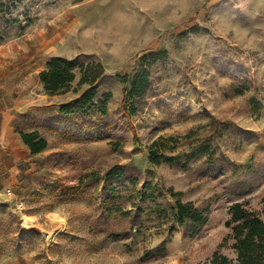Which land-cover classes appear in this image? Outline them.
Returning <instances> with one entry per match:
<instances>
[{
  "label": "rangeland",
  "instance_id": "rangeland-1",
  "mask_svg": "<svg viewBox=\"0 0 264 264\" xmlns=\"http://www.w3.org/2000/svg\"><path fill=\"white\" fill-rule=\"evenodd\" d=\"M0 28V109L47 140L1 176L0 264L235 258L229 207L264 199V0H0ZM56 55L102 63L104 113L60 111L89 86L47 94Z\"/></svg>",
  "mask_w": 264,
  "mask_h": 264
},
{
  "label": "trees",
  "instance_id": "trees-1",
  "mask_svg": "<svg viewBox=\"0 0 264 264\" xmlns=\"http://www.w3.org/2000/svg\"><path fill=\"white\" fill-rule=\"evenodd\" d=\"M5 37L0 28V40ZM105 70L101 62L96 60H70L63 56H52L45 67L38 72V78L44 91L49 95L63 94L70 90L72 82L78 78V85H88L77 98L60 106L63 113L73 111H91L98 108L104 113L110 93H104L102 99H97L96 81L103 76ZM127 83L128 77H122ZM22 142L31 154L41 152L47 147V140L38 130L19 131ZM175 196L174 193L171 194ZM174 208L179 222L190 220L197 231L206 221L192 202H182L177 199ZM229 218L225 226L229 228L233 240L232 249L235 258H230L215 251L208 262L203 264H264V199L259 211L251 210L241 203L229 207Z\"/></svg>",
  "mask_w": 264,
  "mask_h": 264
},
{
  "label": "crops",
  "instance_id": "crops-1",
  "mask_svg": "<svg viewBox=\"0 0 264 264\" xmlns=\"http://www.w3.org/2000/svg\"><path fill=\"white\" fill-rule=\"evenodd\" d=\"M14 126L11 110L5 112L0 109V181L2 180L1 176L12 169L14 162L19 161L27 154H31L28 147L22 142L19 131H16ZM7 159L12 162L1 167L2 161Z\"/></svg>",
  "mask_w": 264,
  "mask_h": 264
},
{
  "label": "bare ground",
  "instance_id": "bare-ground-1",
  "mask_svg": "<svg viewBox=\"0 0 264 264\" xmlns=\"http://www.w3.org/2000/svg\"><path fill=\"white\" fill-rule=\"evenodd\" d=\"M23 218H24V221L27 222V223L32 222V218H30V217H28L26 215H24ZM50 236L53 237L54 236V233L51 234Z\"/></svg>",
  "mask_w": 264,
  "mask_h": 264
}]
</instances>
